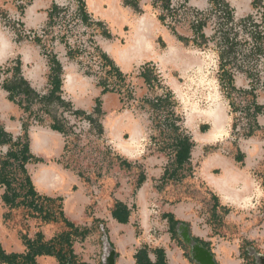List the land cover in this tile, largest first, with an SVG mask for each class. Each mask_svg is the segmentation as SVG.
Masks as SVG:
<instances>
[{
    "label": "crops",
    "instance_id": "obj_1",
    "mask_svg": "<svg viewBox=\"0 0 264 264\" xmlns=\"http://www.w3.org/2000/svg\"><path fill=\"white\" fill-rule=\"evenodd\" d=\"M21 1L0 0V13L5 12L12 31L15 30L14 22L17 21L16 26L27 30V34H32L34 42L36 38L41 40L35 31L39 32L47 27L51 9H62V6L69 4V0H29L28 5L19 8V13L15 5ZM80 1L84 3L90 26L93 20L105 27V32L96 38L95 47L126 76V82L127 79L132 82L139 95L145 97L149 93L140 77L143 68L151 73L152 78L155 77L159 82L161 78L164 80L162 86L172 93L178 113L181 110L179 114L182 126L191 139L189 166L191 168V162L194 161L197 163V170L192 177L191 169L186 165L178 173L182 178L167 180L165 169L171 164L172 154L168 150L163 153L157 150L156 155L146 156L143 152L144 138L149 129L148 121L134 116L129 110H122L119 94L103 93L98 81L82 72L81 61L78 62L77 57L71 55L76 50L72 51L67 43H58L52 52L46 50L44 55L42 40L41 44L20 41L19 38L14 40L0 26V131L12 140L23 137L26 139L27 153L32 160L25 164V170L31 185L38 195L60 199L67 222L76 229L72 232V251L79 263L95 264V260L90 259L97 250L92 239L99 234L101 242L103 241L98 254L99 264H104L110 251H114L115 264H137L136 254L140 250L146 251L152 264H161V256L163 264H197L191 259L190 245L181 237V233L186 231L194 244L212 255L215 264H241V260L248 264L249 257L253 261L251 264H256L250 253L252 248L247 244L260 232L254 228L259 222L258 214L253 211L264 200V189L251 176V159L260 155L262 150L260 140L251 137L263 129L259 124L264 125V112L257 115L256 124L259 129L247 141L231 142L228 139H217L218 136L214 139H197V135L198 138L203 137L212 129L203 125L207 123L200 125L206 115L195 111L189 121L188 113H182L178 98L181 86L177 81L189 80L193 75L207 78L213 86V92L223 96L218 82L219 50L216 40L212 39L213 24L207 22L203 27L201 33L206 40L199 47L193 42L195 35L191 27L180 25L171 28L165 20L161 22L158 14L160 9L153 6L152 0ZM219 1L231 10L234 22L255 12L253 0ZM185 2L188 9L199 12H207L213 7L210 0ZM173 3L174 0L171 5ZM17 13L18 18L15 16ZM73 48L79 52V47ZM48 55L54 56L61 68V86L54 94L67 102L73 111L97 118L101 134H98L89 120L75 117L71 111H66L56 103L46 105L33 100L27 104L23 94L16 96L14 101L10 100V93L3 88V83L13 80V71L18 63L19 78L26 82L35 95L44 97L51 94ZM91 58H95L104 73L99 55L95 54ZM136 74L138 75L135 76ZM233 86L237 90L249 89L247 74L236 72ZM123 92L122 88L121 93ZM256 93V103L264 106V88ZM64 112L75 119H83L89 128H94L97 135L103 137L101 140L113 146L117 152L114 158L118 167L114 173L109 175L108 169L104 173H96L95 178L90 179L82 172L69 168L63 156L67 130L70 128L66 126V119L61 116ZM70 133H73L72 128ZM3 148L5 152H0V157L7 153L9 144H0V149ZM161 154L169 156V161H164ZM226 168L231 169L226 183L229 198L225 197L219 187V177ZM127 174L132 175V179H128ZM188 178L197 183V192L201 191L204 198L208 195V199L195 201L190 198L187 186L178 188ZM100 182H103V187H100ZM245 183L247 186L244 190ZM168 186L170 189L166 190ZM114 189L116 194L110 193ZM2 194L3 190L0 188V248L5 255L21 256L26 248L20 236L14 235L4 225V215L8 210L3 203ZM203 200L205 203L208 200V204ZM3 208L6 209L4 213ZM232 209L239 215V227L236 233L235 230L222 237L220 230L227 228V217ZM124 211L128 212L126 222L119 219L124 217ZM158 211L159 215L156 216ZM152 218L155 227H159L156 229L161 231V238H155L160 241L151 245L154 237L148 235V231L141 236L138 226L143 228V224L152 225ZM9 220L10 218L7 221ZM36 221L42 224L43 229H37L33 237L27 236L30 239L36 233H41L43 240L49 241L63 232L71 231L61 223L43 224L40 220ZM230 237L233 238L228 239ZM170 255L175 260L174 263ZM258 258L264 264L263 255H258ZM34 260L35 264H59L53 256H36Z\"/></svg>",
    "mask_w": 264,
    "mask_h": 264
},
{
    "label": "trees",
    "instance_id": "obj_2",
    "mask_svg": "<svg viewBox=\"0 0 264 264\" xmlns=\"http://www.w3.org/2000/svg\"><path fill=\"white\" fill-rule=\"evenodd\" d=\"M79 5V15L82 24L90 26L88 15L84 10V3L76 0ZM213 7L224 8V17L217 19L216 30L213 40H216L219 50V75L218 82L223 97L228 101L230 114H235L240 108L238 102H244L243 110L247 117L244 131L241 135L249 138L259 129L256 124V117L264 112V106L256 103L257 91L264 88V3L261 0H253L252 6L256 10L262 7V12L251 14L243 20L234 22L231 10L219 0H210ZM264 2V1H263ZM61 9L53 7L49 13L47 27H51L55 18L60 14ZM161 22L163 17L159 16ZM206 21L203 19L197 25L192 26L194 32V44L201 46L205 42V37L201 33ZM98 27L102 26L100 23ZM35 42L41 44L39 38ZM43 54L47 52L42 48ZM98 52L101 60V67L104 70V77H100L98 85L101 86L102 92H113L120 95V103H123L121 90H126V76H123L111 63V61ZM50 67V84L52 86L51 94L44 97H38L27 86L26 82L19 78L20 64L14 69L12 81L4 82L3 88L10 93V100L14 101L16 96L23 94L24 100L30 104L33 100L42 102L46 105L56 103L62 106L66 111H71L75 117H84L89 120L98 134H101L98 119L93 115H87L80 111H73L69 104L61 100L54 93L59 91L61 86L60 73L61 68L55 57L48 55ZM262 65V66H261ZM245 72L249 79V89L237 90L233 86V77L236 72ZM145 85L153 90L160 87V82L151 73L144 69L140 73ZM119 88V89H118ZM164 89V88H163ZM124 91V92H125ZM128 99L130 95L126 93ZM242 96V100L238 97ZM34 101V102H35ZM143 102L149 106L153 115L154 128L159 132V140L152 139L159 153L167 150L172 154L171 164L165 169V178L167 180L180 179L179 172L186 166H189V153L192 147L191 139L183 128L181 116L177 110V103L170 91L163 90V93L153 97L145 98ZM99 102L97 100V107ZM232 131L235 133L237 127V118H233ZM54 129H57L56 127ZM9 144V149L5 155L0 157V188L3 190L2 200L8 212L4 215L7 221L11 216V211L21 209L24 216L29 219L40 220L43 224L61 223L71 231L63 232L49 241H44L41 233H36L33 239L25 234H20V239L26 248L23 255L10 254L5 255L0 248L1 264H35L36 256H53L59 264H81L72 251L73 237L72 232L76 231L66 220L60 199H52L38 195L30 182L25 170V164L32 160L27 153L26 139L18 138L12 140L11 137L0 131V144ZM80 173V172H79ZM142 179V178H141ZM124 217L119 218L126 222L128 212L124 211ZM112 247V245L110 244ZM161 253V252H160ZM162 255V254H160ZM137 264H152L149 262L146 251L140 250L136 254ZM160 262L163 264V256Z\"/></svg>",
    "mask_w": 264,
    "mask_h": 264
},
{
    "label": "rangeland",
    "instance_id": "obj_3",
    "mask_svg": "<svg viewBox=\"0 0 264 264\" xmlns=\"http://www.w3.org/2000/svg\"><path fill=\"white\" fill-rule=\"evenodd\" d=\"M172 0H152L153 6L160 9V13L158 12L159 16L163 17V20H165L166 24L168 26L176 27V26H186L191 27L194 25H197L199 21H202L203 19L206 21V23H212L214 32L216 30V24L218 18L224 17V8H214L212 7L207 12H199L196 10L188 9L186 6L185 0H174L173 5H171ZM29 0H22L19 2L16 6L17 10L20 13L19 8H24L26 5H28ZM61 12L58 17L55 18V22L51 27H44L42 30H39V32L35 33L41 37L43 46H45V50L48 52L53 49H55V45L58 43H67V46L69 45L72 49V51L76 50V53H71L72 56L77 57V61L80 62L81 70L83 73H86L89 75L92 79L95 81H98L99 77H104V73L101 72L98 64L95 61V58H91L95 54H98L96 50H98L95 47V41L96 38L101 35V33L105 32V27L97 26V22L92 20V26H86L82 24L81 18L79 15V5L77 1L75 0H69V4L62 6ZM165 8V9H164ZM19 13H17L16 18H18ZM255 14V13H253ZM259 17V15H256ZM89 21V19H88ZM14 28L13 30L12 26L10 25V22H8L7 16L5 12L0 13V26L1 28L9 33L11 36H13L14 40L20 39V41H25L29 43H35L33 41V35L27 34V30H22V27L16 26L17 21L14 22ZM90 23V22H89ZM94 25V27H93ZM41 31V32H40ZM30 36L28 37H24ZM21 37V38H20ZM68 46V47H69ZM77 46L79 47V52L77 49H74L73 47ZM95 51V52H94ZM262 66V65H261ZM210 70V69H208ZM144 71V68L142 72ZM136 74L135 76H137ZM153 75V74H152ZM162 81V83H161ZM180 83L179 87L180 94L178 95V98L181 103L182 113L186 114L189 112H195V111H201L202 114L206 115V118L202 119L200 122V125L202 123H207L203 125H207L208 129H211L213 126V118L212 115L214 114V117L218 118V123L221 128L217 139H228V141L231 142H241L242 140H248V138H244L239 134H242L245 126V122L247 117L245 116L246 112L243 110L244 102H238L240 108L235 114H230V108L228 106V101L221 95H216L215 92H213V86L211 82L201 75H193L189 80H179L177 81ZM163 83L164 80L161 78L160 80V87L156 89L153 88L151 90L148 88L149 93L146 94L145 97H142V95H139L138 92L135 90V86H133L132 82L127 79V86L126 90L127 92H123V103H121V109L122 110H129L132 112V114L138 118L142 117L145 118L148 121V127L147 133L145 136V140L143 142V152L144 155H156L157 154V148L154 146L153 140L151 139H160L159 138V132L157 129L154 128V115L152 111L150 110L149 106L146 105L143 102V99L149 98L152 99L156 96V94L160 95L163 93ZM204 89V90H202ZM158 92V93H156ZM128 93L130 95V98L128 99V96L126 95ZM238 100H242V96L238 97ZM243 101V100H242ZM261 101V98L260 100ZM181 112V110H180ZM179 112V113H180ZM62 118H65L68 124H66L67 127L72 128L73 133H70V128L67 130V139H65V154L64 161L69 165V168H73L76 171L82 172L85 176H89L90 179H94L95 174L98 172L104 173L105 170L108 171L109 169V175L111 173H114L115 170H117V161L114 158V154H117V152L114 150L113 146L110 144H107V142L101 137V135H97L94 128H89L88 123L83 121V119H75L72 115H70L68 112L61 113ZM233 118H237V127L235 129V133L232 131V125H233ZM262 126V130L255 133V135L251 138L259 139L260 146L262 148L261 154L253 156L251 159V167H252V178L255 180V183L258 184L260 187L264 189V125L259 124ZM210 131V130H209ZM208 133V132H207ZM206 133V134H207ZM204 134V135H206ZM249 137V139H251ZM214 147L213 145H211ZM211 147V148H212ZM0 152H5L4 148L0 149ZM229 153L233 151H228ZM161 157L164 158V161H169V156L161 154ZM190 172L192 173V177L195 176V172L197 170V163L192 161L191 162V168ZM116 177L117 174H114ZM128 179H132V175L127 174L126 176ZM190 177V178H192ZM103 180L105 181L106 178L104 177ZM111 180V179H110ZM100 187H103V182H100ZM133 183L131 182L130 185ZM186 187V190L189 192V196L191 199L197 201L204 198V195H201L202 193L197 192V183L191 182L188 179L184 181V185H181L178 188ZM129 187V186H128ZM177 187V186H176ZM131 188V187H129ZM166 190L170 189L165 188ZM116 190L110 191L112 194H116ZM208 199V195L205 196L204 200ZM203 200V202H204ZM208 204V200H206ZM154 208V207H153ZM6 212V209L3 208V213ZM136 212L137 207H136ZM143 212H145L143 210ZM199 212V211H198ZM154 213V212H152ZM234 213V215H233ZM241 213V212H240ZM254 214H258V225L254 226L256 230H260L258 233V236H255L251 241L248 242L247 245L252 248L250 250V253L252 254V259H254L256 264H261L260 259L258 258V255H263L264 257V200L261 201L260 205L257 206L256 210L253 211ZM236 210L232 209L228 215V223L226 225V229H222L221 236L226 237V233H234L237 232V229L239 227L238 224V216L236 215ZM159 215L158 214L156 216ZM249 219V217H246ZM152 218V225L151 223H147L146 225L143 224V228L139 227V231L141 236H143L144 232L148 235H151L154 237V239L151 240V245L154 243L159 242L160 240H155V238H161V231L160 229H156L159 227H155ZM150 221V222H151ZM4 225L8 227L12 231L14 235L19 237L20 234H25L27 236L33 237L34 233L37 231V229L42 228V224H40L36 220H32L29 218H26L24 216V213L21 209L19 210H13L11 211L10 220L4 222ZM151 226V228H150ZM43 229V228H42ZM94 231L95 228H94ZM163 231V230H162ZM233 237H230L228 239H232ZM227 239V238H225ZM246 242V241H244ZM93 245L96 247L97 250H95V254H93L90 259L95 260V264H99V257L98 254L101 252L103 241L101 242L99 234L95 236L92 239ZM244 244V243H243ZM242 245V243H241ZM248 246V247H249ZM245 247V246H244ZM248 264L253 263L251 261V258L249 257ZM246 260V259H245ZM244 261V260H243ZM241 264H245L246 261L240 262ZM1 264V263H0Z\"/></svg>",
    "mask_w": 264,
    "mask_h": 264
},
{
    "label": "water",
    "instance_id": "obj_4",
    "mask_svg": "<svg viewBox=\"0 0 264 264\" xmlns=\"http://www.w3.org/2000/svg\"><path fill=\"white\" fill-rule=\"evenodd\" d=\"M181 237L185 243L191 247V259L197 264H215L212 255L204 248L200 247L197 244H194L190 239L186 231L181 233ZM104 264H115V255L114 251L106 256Z\"/></svg>",
    "mask_w": 264,
    "mask_h": 264
},
{
    "label": "bare ground",
    "instance_id": "obj_5",
    "mask_svg": "<svg viewBox=\"0 0 264 264\" xmlns=\"http://www.w3.org/2000/svg\"><path fill=\"white\" fill-rule=\"evenodd\" d=\"M69 79H70V77H69ZM192 113L193 112L191 111V112H189L187 114V118H188L189 121H190V118L193 115ZM212 118H213V121H212V123H213L212 129L206 135H204L203 137H199L198 138V135H197L196 136L197 139H214L216 136L219 135V133H221V131H220V128L221 127L218 126L219 125L218 123H216L218 121V118L217 117H214V114L212 115ZM230 172H231V169L230 168H226V169H224V172H223L222 176L219 177V180H220L219 181V183H220L219 187L221 189V192L225 195L226 198H229L227 196V193H226V183L228 182V179L230 177L229 176V173ZM246 186H247V184L245 183L244 190L246 189ZM115 231H116V229H115ZM116 236L118 237L119 235L117 234ZM169 257L171 258V260L174 263L175 260L172 259L171 255Z\"/></svg>",
    "mask_w": 264,
    "mask_h": 264
},
{
    "label": "built area",
    "instance_id": "obj_6",
    "mask_svg": "<svg viewBox=\"0 0 264 264\" xmlns=\"http://www.w3.org/2000/svg\"><path fill=\"white\" fill-rule=\"evenodd\" d=\"M261 1H262V5H263V3H264L263 1H264V0H261ZM262 5H261V6H262ZM261 6H259V7L255 10V12H254L255 15H256L257 12H259V13L262 12V7H261Z\"/></svg>",
    "mask_w": 264,
    "mask_h": 264
}]
</instances>
